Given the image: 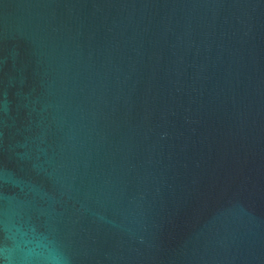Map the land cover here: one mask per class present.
Masks as SVG:
<instances>
[{"label": "water", "instance_id": "95a60500", "mask_svg": "<svg viewBox=\"0 0 264 264\" xmlns=\"http://www.w3.org/2000/svg\"><path fill=\"white\" fill-rule=\"evenodd\" d=\"M0 264H264V0H0Z\"/></svg>", "mask_w": 264, "mask_h": 264}]
</instances>
